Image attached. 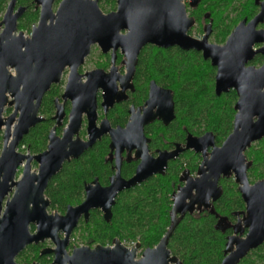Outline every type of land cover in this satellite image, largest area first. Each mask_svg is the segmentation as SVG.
I'll list each match as a JSON object with an SVG mask.
<instances>
[{
  "label": "water",
  "instance_id": "1",
  "mask_svg": "<svg viewBox=\"0 0 264 264\" xmlns=\"http://www.w3.org/2000/svg\"><path fill=\"white\" fill-rule=\"evenodd\" d=\"M55 0H35L42 6L38 26L32 36L23 31L17 33V21L24 13L20 8L14 13L17 0H11L3 20L0 22V131L2 151L0 153V264H18L15 258L29 245L51 239L56 245L44 249L42 254L53 253L51 264H181L172 256L168 243L186 213L208 210L215 214L213 202L223 193L219 180L234 177L239 192L246 204L240 218L242 231L227 237L224 259L221 264H239L253 250L264 244V179L251 183L248 171L252 161L246 151L256 142L264 139V65L260 68L247 66L254 57L252 46L264 40L263 32L255 31L258 22L264 19L262 13L247 26L243 21L220 46L208 42L211 27L206 35L198 39L189 34L195 19L188 15L186 0H117L115 12L104 13L99 0H62L56 12ZM201 0H191L196 7ZM127 30L126 35L121 31ZM98 43L104 52L111 47H121L126 59L127 75L121 79L130 84L138 56L148 44L162 48L178 46L183 50H197L205 59H210L217 68L215 94L219 97L235 90L238 100L234 105L233 130L221 146H216L215 135L207 132L201 137L189 135L186 146L177 145L172 152H161L158 159L148 154L144 126L159 118L165 124L175 118L173 97L170 91L151 84L149 107L144 114L134 113L126 129H112L107 120L96 126V92L104 88L105 109L115 100L126 96L115 92L116 70L105 74L102 70L87 73V83H81L78 68L84 63L92 44ZM264 53V48L260 50ZM115 57V56H114ZM66 67L69 77L66 95L72 101V111L63 137L49 135L47 149L40 154L22 153L18 147L24 137L43 117L39 111L44 95L51 86L60 81ZM157 107V112L153 108ZM13 112L5 116L6 109ZM88 117L89 140L78 135L83 114ZM64 116L63 106L58 107L54 120L60 124ZM111 136V149H116V173L110 185L102 187L97 180L86 185V198L77 205H69L65 214L49 212L50 199L45 195L50 181L62 170L64 163L78 159L105 134ZM74 136H77L74 138ZM212 148L209 151V148ZM138 148L137 157L143 161L136 174L130 179L121 176V152ZM185 149L203 154L197 177L184 171L181 181L184 187L173 196L170 217L171 224L159 243L153 248L138 253L139 242L126 246L120 239L113 246L97 245L77 247L69 255L66 248L70 235L84 217L88 220L92 209H101L104 219L112 218V207L117 195L131 189L150 176L164 174L169 159L176 158ZM37 169H33V163ZM22 177L16 180L19 169ZM219 218L220 224H227L228 218ZM35 226L32 233L30 226ZM247 230L245 236L243 231ZM64 232L61 239L59 233Z\"/></svg>",
  "mask_w": 264,
  "mask_h": 264
},
{
  "label": "trees",
  "instance_id": "2",
  "mask_svg": "<svg viewBox=\"0 0 264 264\" xmlns=\"http://www.w3.org/2000/svg\"><path fill=\"white\" fill-rule=\"evenodd\" d=\"M222 1L225 0H214L215 8ZM7 2L8 0H0V14ZM99 2L102 7L115 6V0ZM229 31L224 26L223 40ZM214 74L215 69L194 50H144L137 67V79L153 78L175 90L178 115L175 129L178 134H182V126L195 134L212 131L220 144L233 129L237 95L230 91L216 96ZM50 95L44 99L42 113L47 112ZM50 123L49 119L37 124L24 137L21 145H25L31 154L42 152L47 145ZM182 137L183 135L180 138ZM1 143L0 132V146ZM106 154L107 141L103 140L80 158L66 163L46 188L45 195L51 201L50 210L65 213L69 205L79 204L83 200L84 183L95 176L103 179L109 173V165L105 163ZM246 156L252 161L248 171L250 179H263L264 139L252 145L246 151ZM191 160L193 161H189L188 168L194 172L197 168L195 156ZM126 168L130 169L132 166H125L123 173H126ZM183 169V164L177 161L169 167L166 176L152 178L133 190L120 194L113 207L110 222H106L99 212L93 213L89 222L81 226L83 242L93 240L105 244L118 237L128 244L139 241L143 248L155 246L170 225V194ZM222 183L224 194L216 209L223 216L235 219L236 215L232 213L244 210L245 204L234 182L225 179ZM216 220L209 213L186 216L170 239L169 248L172 253L184 264H221L227 233L215 229ZM24 255L27 258H38L39 246H30ZM239 264H264V244L249 253Z\"/></svg>",
  "mask_w": 264,
  "mask_h": 264
},
{
  "label": "flooded vegetation",
  "instance_id": "3",
  "mask_svg": "<svg viewBox=\"0 0 264 264\" xmlns=\"http://www.w3.org/2000/svg\"><path fill=\"white\" fill-rule=\"evenodd\" d=\"M61 1L62 0H59V1L55 0L54 1V4H53V11L54 12L57 11ZM10 2H11V0H8L6 7L3 11L4 14L2 17H0V22L4 18V15L7 12V9L9 7ZM252 2L253 3L246 10L244 8V10H245L244 11L243 10L244 4H242L240 0H231L230 3H229V0H225L224 2L222 1L218 8H215L214 0H201L200 3L196 7L191 6V0H186L185 5H186L188 15L195 19V25L190 29L189 34L195 38L203 39L207 33V31H206L207 26H210L211 27V33L209 35L208 42L211 44H216V45H220V46L224 45L227 42L228 37L241 24V22L245 21L246 22L245 24L247 26L251 21H253L256 17H258L262 13V4L264 3V0H253ZM99 5H100L101 9L103 10V12L106 14L111 13V12H115L118 9L117 0H115V6H109V8L102 7L100 2H99ZM20 8H24V13L22 14V16L17 21V29H18L17 33H19V31H23L25 33L26 37H31L32 32H33V28L38 26V24H39L41 12H42V6L41 5L37 6V4L35 3V0H17L16 5H15V9H14V13H17ZM240 13H245V14L243 15V17L240 20H238V17H240V15H241ZM0 16H1V14H0ZM21 25H22V27H21ZM224 26L226 28H229V29L232 26L231 32H229L227 34L225 40H223ZM3 29H4V26L1 28L0 32H2ZM255 31L263 32L262 34H264V19H263V21H260L256 24ZM127 33H128L127 30L121 31V34H123V35H126ZM263 48H264V40L261 42H255L253 44L252 50L255 52V55L247 63V66H253L255 68H260L264 65V53L260 52V50H262ZM177 49L183 50L178 46H174V47H170V48H162V47H158V46H155L152 44H148L145 47H143V49L141 50V52L138 56V62L136 65L135 74H134V77H133L132 81L130 82V84H126V81L121 79L122 77H125L127 75V67L123 63V61L126 59V57H125V54L123 53V49L121 47H118L116 49L111 47L107 52H104L102 47L98 43L92 44L90 47V52L86 56L84 63L78 68L79 75L83 76L82 80H81V83H83V84L87 83V81H88L87 76H85L87 73H90V72H93L96 70H102L105 74H109L112 72L113 69L116 70V76L119 77L120 79H116L115 84H113L111 82L112 88H114L115 92L118 93L117 95H120L121 93H123V95L126 96V99H124L122 101L118 102L117 100H115L114 104L112 106H109L108 109L106 110L105 105H104V103H105L104 88L100 87L97 90V92H96V102H97L96 126L97 127L101 126V123L103 120H107L112 129H117L119 127L122 129H126L127 125L130 123L131 118H132L134 113H139L140 115H143L144 109H147L149 107V105H147V102L150 99V94H151V90H152L151 89L152 82H155L158 87H161L162 89L168 90L171 92L172 97H173V103H174L175 118L168 124H165L163 120L157 118V119L153 120L152 122H150L144 126V137L147 140L146 146L148 149V154L153 159H158L161 152H168L169 153V152L174 151L176 149L177 145H181L184 148L186 146L187 138L189 135H193L195 137H201V136L205 135L207 132H212V131H205V132L200 133V134H195V133L191 132L186 126H182V134H180V133L178 134L176 132V129H175V122H176L177 116H178L177 115V108H176L175 90L172 87L164 86L161 82H158L157 80H155L153 78H149V79H145V80L137 79V67L139 64L140 55L142 54V52L144 50H148V51L155 50L157 52H159V51L163 52V51H167V50H173L174 51ZM183 51H187V50H183ZM188 51H191V50H188ZM194 51H197V50H194ZM197 52H199L201 54L202 58L205 61H208L209 64L211 65V67L215 69V74H214V92H215V77H216V73H217V68L212 66L210 59H205L203 57L202 52H200V51H197ZM95 53H96V55H95ZM95 56H97V57H95ZM89 65H92V67H89ZM70 74H71L70 68L66 67L65 70L63 71L62 75H61L60 81L58 83L53 84L51 86L50 90L43 97L41 107H40V111H39V116L43 117L44 120L42 122L50 119L51 125H50L49 132H48L47 145H46V148L42 152H44L48 147L49 135H50L51 130L55 127L56 135L59 137H63L64 131L69 124L70 113L72 111L73 105H72V101H71L70 97H65V95H66V90H67V85H68ZM53 88H54V90H53ZM231 91H234L236 93L235 90H231ZM48 94H51L50 95L51 98L47 102V107H48L46 110L47 112L42 113L44 99ZM236 95H237V93H236ZM237 100H238V95H237ZM59 106H63V112H64V116L61 119L60 124H58L57 121L54 120V117L57 114ZM8 109H10V108H8ZM157 110H158L157 107L153 108L154 112H157ZM12 112H13V109H12V111H10V113L8 115H10ZM88 123L89 122H88L87 114L84 113L83 118H82L81 129L79 131L78 136L82 140H85V141L89 140ZM182 135H183V137L180 138ZM214 135H215V133H214ZM76 137L77 136H74V138H76ZM103 140L107 141V154L105 155V163H107L109 165V173L105 174L103 179L100 178L99 176H95L90 181H87L84 183L83 192H82L83 193V200L79 204H81L84 201V199L86 198V195H87L86 194V185L93 184L94 181L97 180L98 183L102 187H107L110 185L111 178L116 173V165H117L116 149H111V147H110L112 140H111V136L109 133L103 135L101 137V139L97 140L96 143L93 145V147H91L87 151L94 148L99 142H101ZM224 140L219 144L217 142V138L215 135L216 146H221L222 143L224 142ZM211 150H212V148L210 147L209 151H211ZM18 151L25 153V154L30 153L29 150L26 148V146L21 145V144L18 147ZM137 151H138V148H134L130 152L126 148L120 154L121 159H122L121 176L124 179L128 180V179L132 178L136 174L138 166L143 161L142 157L136 156ZM42 152H40V153H42ZM40 153H38V154H40ZM84 154H82L81 156H83ZM193 156H195V158H196L195 163L197 164V168L194 172H192L188 168V165L190 166L189 161L190 162L193 161V160H191ZM73 160H76V159H73ZM71 161H69V162H71ZM177 161H179L183 164L184 169L180 172V174L178 176L177 185H174L175 188L172 190V192L170 194L171 195V207H170L169 215L171 213V209H172V206L174 203V201H173L174 194L179 191V188L184 187L186 184L185 181H181V179H180L181 176L183 175V172L188 171L190 173L191 177H197L198 168L203 161V154L202 153H198V152L191 150V149H185L176 158L168 160L164 174H160V173L154 174V175L150 176L149 178H147L142 183H140L139 185H137V186H140V185L146 183L147 181H149L150 179L155 178V177L166 176L167 171L169 170V167L172 166ZM66 163H68V162H65L64 166ZM33 165L35 167H38L37 163H35V162L33 163ZM64 166H63V168H64ZM125 166H130V167L132 166V168H130V169L126 168L127 169L126 173H123ZM21 177H22V173L16 178V180H19ZM225 179L234 182V184L236 185L237 190L239 192V189H238L239 185L235 182V178L233 176L229 177V178L222 177L219 180V185L222 187L223 193H222V196L217 201L213 202V206L215 209V214H218L221 217H227L228 218V224H229L228 227H227V224H224V225L220 224L219 228H216L220 217H217L215 214H211V212L208 210L195 211L194 213H186L184 218L188 215L203 214V213H209L211 215H214L217 219L216 224H215V229L219 230L222 233H227V236H226V242H227V237L234 234L235 230L238 233H240L242 231L241 224H240V218H241L242 213L245 211V209L242 211H236V212L232 213L233 215H236L235 219H231L228 216H223L220 212L217 211L216 205L222 199L223 194H224V185H223L222 181ZM258 180H261V179H258ZM258 180H256V181H258ZM250 181H251V183L256 182V181H252L251 179H250ZM137 186L120 192L115 199V204H116L117 198L119 197L120 194H122L126 191L133 190ZM239 194H240V192H239ZM240 196H241V194H240ZM79 204H77V205H79ZM115 204L113 205V207L115 206ZM77 205H73V206H77ZM113 207H112V210H113ZM245 208H246V204H245ZM48 210L51 213L52 212H58V211L50 210V207ZM97 212H99L104 219L103 212L101 209H92L90 211L88 220H85L84 217H82L79 220L78 226L73 230V232L70 235L69 243H68L67 248H66L69 255H72L73 250L77 247L89 246L91 248H94L97 245H102L105 247L114 245V240L118 237H115L111 242H106L105 244H102L100 242H96L93 240H87V241L83 242L81 234L76 236L77 233L82 231V227H81L82 224L88 223L90 218L92 217V214L97 213ZM65 213H66V211H65ZM65 213H60V214H65ZM170 224H171V217H170ZM30 231L32 233H34L36 231V227L33 225L30 226ZM246 233H247V230H244L243 236H245ZM59 237L61 239H64L65 233L60 232ZM77 238H79L81 242L76 241ZM118 239H120V238H118ZM122 242L126 246H129V247L134 245L135 243H137V242H135V243H132L130 245H127L124 241H122ZM169 242H170V240H169ZM139 243L141 244V242H139ZM32 245L39 246L38 258H27V256H25V255L23 256V253L26 250H28V248ZM32 245H29L25 250H23L17 256V258H15V261L18 264H51V263H53V261L55 260V254H53V253L42 254V251L44 249H53L56 247V245L53 243V241L51 239H46L45 241L40 242L39 244H32ZM155 246H153V247H155ZM153 247H148V248H153ZM168 248H169V243H168ZM145 249H147V248H143L142 244H141V247H140V250L138 253V259H140L142 252ZM171 254H172V256H177V255L173 254L172 251H171ZM223 259H224V257H223ZM178 260L181 264H184L183 261L179 257H178ZM169 264H178V263H176V262L171 263L170 262Z\"/></svg>",
  "mask_w": 264,
  "mask_h": 264
},
{
  "label": "rangeland",
  "instance_id": "4",
  "mask_svg": "<svg viewBox=\"0 0 264 264\" xmlns=\"http://www.w3.org/2000/svg\"><path fill=\"white\" fill-rule=\"evenodd\" d=\"M240 1H241L242 4H244V5H243V10H244V8H245V10H246V9H247V8L253 3V2H252L253 0H240ZM227 2H228V1H227ZM230 2H231V0H229V3H230ZM232 3H233V2H232ZM232 3H231V4H232ZM104 8H109V6L106 5V7H104ZM245 10H244V11H245ZM3 14H4V12L1 13V16H0V17H2ZM240 14H241V15H240ZM240 14H239L240 17H238V20H240V19L243 17V15H244L245 13H240ZM231 25H232V24H231ZM231 29H232V26L230 27V31H229V32H231ZM95 55H96V53H95ZM95 57H97V56H95ZM89 67H92V65H89ZM10 111H12V108H10L9 111L6 109L4 115L7 116V115L10 113ZM0 132H1L2 136H3V131H0ZM257 143H258V142L254 143L253 146H254L255 144H257ZM2 144H3V142L1 143V146H0V153H1V151H2ZM251 147H252V146H251ZM251 147H250V148H251ZM256 147H257V146H256ZM33 169H37V167H35V166L33 165ZM21 173H22V168H20V170L18 171V173H17V177H18ZM252 181H256V180H253V179H252ZM82 233H83V231H82V232L80 231L79 233L76 234V236H78V235H80V234H82ZM82 235H83V234H82ZM76 236H75V237H76ZM76 241H80V239L77 238ZM80 242H81V241H80ZM74 243H75V242H74ZM78 244H79V243H78ZM126 244H127V245H130V244H128V243H126Z\"/></svg>",
  "mask_w": 264,
  "mask_h": 264
}]
</instances>
